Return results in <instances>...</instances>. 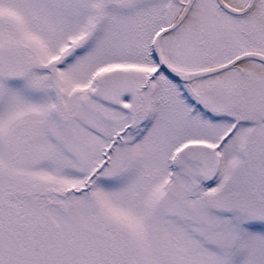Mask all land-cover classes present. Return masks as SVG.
<instances>
[{
    "label": "snow or ice",
    "instance_id": "snow-or-ice-1",
    "mask_svg": "<svg viewBox=\"0 0 264 264\" xmlns=\"http://www.w3.org/2000/svg\"><path fill=\"white\" fill-rule=\"evenodd\" d=\"M0 264H264V0H0Z\"/></svg>",
    "mask_w": 264,
    "mask_h": 264
}]
</instances>
